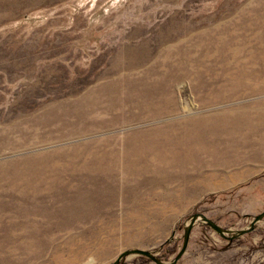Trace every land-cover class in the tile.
I'll use <instances>...</instances> for the list:
<instances>
[{
	"label": "rangeland",
	"instance_id": "374dc122",
	"mask_svg": "<svg viewBox=\"0 0 264 264\" xmlns=\"http://www.w3.org/2000/svg\"><path fill=\"white\" fill-rule=\"evenodd\" d=\"M262 213L264 0H0V264H171L197 214L177 264H264Z\"/></svg>",
	"mask_w": 264,
	"mask_h": 264
},
{
	"label": "water",
	"instance_id": "95a60500",
	"mask_svg": "<svg viewBox=\"0 0 264 264\" xmlns=\"http://www.w3.org/2000/svg\"><path fill=\"white\" fill-rule=\"evenodd\" d=\"M263 219H264V213H262L261 215L257 216L254 219L253 223L251 224V227L248 230L239 231L237 233H234L232 238H238V237H241V236H245V235H247L250 232H253L255 230L256 225L259 224ZM200 222L203 223V224H206L208 227L213 229L215 232H217L222 237H226V231L223 228H221L217 223H215L211 219L207 218L203 214H197V215L193 216V218L191 219L190 224L186 228V234H185V241H184L183 249L181 250L180 254L177 256V258L174 260V262L171 263V264H177L181 260V258L185 255V253L187 251V248L189 246V241H190V238H191L192 231H193L194 227L196 226V224L200 223ZM130 255L144 256V257H147L149 259H152L154 262H156L158 264H164L157 257H155L151 252L142 251V250L126 251V252L122 253L119 256L116 264H120V262L122 261V259L124 257H128Z\"/></svg>",
	"mask_w": 264,
	"mask_h": 264
},
{
	"label": "bare ground",
	"instance_id": "6f19581e",
	"mask_svg": "<svg viewBox=\"0 0 264 264\" xmlns=\"http://www.w3.org/2000/svg\"><path fill=\"white\" fill-rule=\"evenodd\" d=\"M159 156H160V155L157 153V154L154 156V159L157 158V157H159Z\"/></svg>",
	"mask_w": 264,
	"mask_h": 264
}]
</instances>
